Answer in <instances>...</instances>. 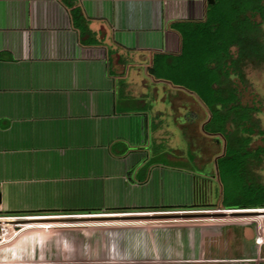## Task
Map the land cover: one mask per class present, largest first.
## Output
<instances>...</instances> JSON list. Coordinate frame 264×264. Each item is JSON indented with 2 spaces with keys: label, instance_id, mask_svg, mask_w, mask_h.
Here are the masks:
<instances>
[{
  "label": "crops",
  "instance_id": "obj_1",
  "mask_svg": "<svg viewBox=\"0 0 264 264\" xmlns=\"http://www.w3.org/2000/svg\"><path fill=\"white\" fill-rule=\"evenodd\" d=\"M79 2L102 38L99 43L80 41L63 0H0L4 223L47 215L123 213L107 211L118 206L176 204L168 196L180 194L179 175L191 173L157 162L141 172L150 161L152 143L159 151L169 145L170 151H162L179 159L171 154L180 150L177 130L187 133L196 150L197 131L215 141L204 130L209 114L196 95L150 72L155 52L181 49L182 37L172 22L203 19L208 1ZM195 187L192 179L189 201L177 204L195 200ZM82 210L101 212L64 213ZM141 212L163 213H134Z\"/></svg>",
  "mask_w": 264,
  "mask_h": 264
},
{
  "label": "rangeland",
  "instance_id": "obj_2",
  "mask_svg": "<svg viewBox=\"0 0 264 264\" xmlns=\"http://www.w3.org/2000/svg\"><path fill=\"white\" fill-rule=\"evenodd\" d=\"M246 72L250 83L243 101L258 106L260 125L264 127V64L250 65ZM181 110L185 111L183 107ZM202 116L205 115L199 118ZM176 134L179 137L176 146L180 150L175 149L171 154L180 158H170L163 152L170 151L169 145L163 144V151H159L153 142L149 163L157 162L167 168L175 165L182 172L191 173L190 177L186 173L179 175L177 190L180 194L168 196L176 203L173 205L189 201L187 187L194 179L198 195L190 204L214 203L215 208L158 209L163 212L158 214L116 211L123 213L63 218H50L60 216L46 214L48 218L0 221V264H264V243L255 241L258 235L264 234L263 227L259 229L260 213L247 212L249 206L224 207L222 204L223 196L235 199L242 197L245 191L241 182L232 180L231 176L225 180L220 172L217 156L224 153L226 145L223 140L221 147L222 135L209 132V136H215L212 141L197 131L198 138L193 139L196 150L185 138L187 133L177 130ZM261 144L264 145V135L256 132L252 145ZM213 151L216 154L208 160ZM252 169L264 182V160L258 168L255 165ZM138 175L137 170L134 171L132 179L136 180ZM167 204L171 203L142 206L162 208ZM212 209L244 211H205Z\"/></svg>",
  "mask_w": 264,
  "mask_h": 264
},
{
  "label": "trees",
  "instance_id": "obj_3",
  "mask_svg": "<svg viewBox=\"0 0 264 264\" xmlns=\"http://www.w3.org/2000/svg\"><path fill=\"white\" fill-rule=\"evenodd\" d=\"M63 2L70 10L80 41L99 43L102 38L91 28L79 0ZM171 26L182 37L181 49L177 53L155 52L150 72L192 91L209 114L204 129L222 135L226 145L224 153L217 156L220 172L225 180L231 176L232 180L241 182L245 190L242 197L235 199L223 196L224 207L264 206V182L252 169L264 160V145H252L256 132L264 135V127L260 125L258 106L243 101L250 83L246 68L264 64V0H214L207 3L203 19L176 20ZM213 205L216 204H167L162 208L118 206L107 211L215 208Z\"/></svg>",
  "mask_w": 264,
  "mask_h": 264
},
{
  "label": "bare ground",
  "instance_id": "obj_4",
  "mask_svg": "<svg viewBox=\"0 0 264 264\" xmlns=\"http://www.w3.org/2000/svg\"><path fill=\"white\" fill-rule=\"evenodd\" d=\"M248 211H254V212H259L260 213V218H261V223H262V227H264V207L263 208H247ZM205 211H210V212H216V211H222V212H240V211H244V210H240V209H217V210H205ZM263 240V235L259 238L258 241H262Z\"/></svg>",
  "mask_w": 264,
  "mask_h": 264
},
{
  "label": "built area",
  "instance_id": "obj_5",
  "mask_svg": "<svg viewBox=\"0 0 264 264\" xmlns=\"http://www.w3.org/2000/svg\"><path fill=\"white\" fill-rule=\"evenodd\" d=\"M264 206H255V207H250V208H263ZM255 221H257V223L259 222L258 220H255ZM258 225H259V223H258ZM260 227H259V229H261V227H262V224L260 223ZM263 231H264V227H263ZM263 235V240L260 242V241H258L259 240V238L261 237ZM260 234V235H258L257 237H256V239H255V241H256V243L257 244H263L264 243V234Z\"/></svg>",
  "mask_w": 264,
  "mask_h": 264
},
{
  "label": "water",
  "instance_id": "obj_6",
  "mask_svg": "<svg viewBox=\"0 0 264 264\" xmlns=\"http://www.w3.org/2000/svg\"><path fill=\"white\" fill-rule=\"evenodd\" d=\"M208 2H214V0H207ZM14 221V220H13ZM16 221H23V220H16Z\"/></svg>",
  "mask_w": 264,
  "mask_h": 264
}]
</instances>
